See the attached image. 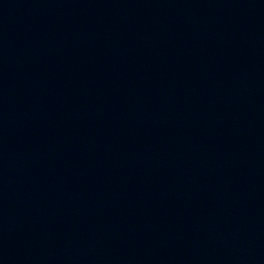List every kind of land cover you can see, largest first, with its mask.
<instances>
[{"label": "water", "instance_id": "water-1", "mask_svg": "<svg viewBox=\"0 0 264 264\" xmlns=\"http://www.w3.org/2000/svg\"><path fill=\"white\" fill-rule=\"evenodd\" d=\"M0 264H264V0H0Z\"/></svg>", "mask_w": 264, "mask_h": 264}]
</instances>
